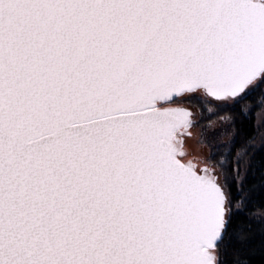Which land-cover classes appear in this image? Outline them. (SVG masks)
<instances>
[{
  "label": "snow or ice",
  "instance_id": "obj_1",
  "mask_svg": "<svg viewBox=\"0 0 264 264\" xmlns=\"http://www.w3.org/2000/svg\"><path fill=\"white\" fill-rule=\"evenodd\" d=\"M258 110L264 0H0V264H264Z\"/></svg>",
  "mask_w": 264,
  "mask_h": 264
},
{
  "label": "rangeland",
  "instance_id": "obj_2",
  "mask_svg": "<svg viewBox=\"0 0 264 264\" xmlns=\"http://www.w3.org/2000/svg\"><path fill=\"white\" fill-rule=\"evenodd\" d=\"M254 117L256 119V126L258 127V129H260L262 127L263 122H264V116H262L261 112L258 110L257 112L254 113ZM212 123H213L214 126H218L216 121H213ZM260 137H264V132L260 131V133L258 134V139ZM220 139L221 140H227L228 137L227 136H221ZM204 150L208 151V146L207 145H204Z\"/></svg>",
  "mask_w": 264,
  "mask_h": 264
},
{
  "label": "trees",
  "instance_id": "obj_3",
  "mask_svg": "<svg viewBox=\"0 0 264 264\" xmlns=\"http://www.w3.org/2000/svg\"><path fill=\"white\" fill-rule=\"evenodd\" d=\"M252 122L254 125H256V119L254 117V114H253ZM256 131H257V135L260 133V131L264 132V122H263L262 127L260 129H258V127L256 128Z\"/></svg>",
  "mask_w": 264,
  "mask_h": 264
}]
</instances>
